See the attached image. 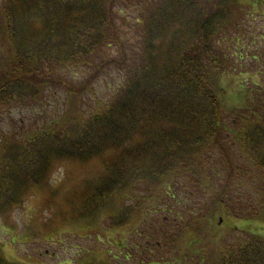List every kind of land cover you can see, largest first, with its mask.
Returning a JSON list of instances; mask_svg holds the SVG:
<instances>
[{"label":"trees","instance_id":"trees-1","mask_svg":"<svg viewBox=\"0 0 264 264\" xmlns=\"http://www.w3.org/2000/svg\"><path fill=\"white\" fill-rule=\"evenodd\" d=\"M0 4V37L11 44L10 57L0 48V134L3 113L43 101L49 88L83 95L95 77L90 70L98 75L116 72L121 78L107 106L84 121L79 132L69 127L70 134L60 133L64 130L49 126L22 140L0 136V217L19 206L31 185L48 180L52 160L108 155L111 163L103 178L89 185L90 201L85 203L91 206L78 217L92 212L93 205L101 211L108 199L124 207L134 188L144 195L167 182L168 190L174 183L176 194L196 198V205L175 214L173 223L166 218L143 223L145 238L151 240L138 245L143 264L178 262L175 257L180 264H264V236L233 226L226 232L212 228L216 213L264 222V35L260 41L248 31L241 40L239 36L242 25L260 12L254 9L256 2ZM238 61L241 72L250 71L260 80L240 87L241 108L226 104L220 84L223 75L235 72ZM74 68L85 72L78 81L68 77ZM172 169L174 178H164ZM179 176L185 184L176 182ZM129 185L130 194H124ZM131 209L106 211L110 227L132 225L125 217ZM63 222L70 223V218ZM189 231L195 233L194 242L181 254L178 245ZM110 256L116 258L114 252ZM108 257L99 261L112 264ZM124 258L122 264H128L130 254ZM77 262L97 264L91 258ZM0 264L19 262L0 253Z\"/></svg>","mask_w":264,"mask_h":264},{"label":"rangeland","instance_id":"rangeland-1","mask_svg":"<svg viewBox=\"0 0 264 264\" xmlns=\"http://www.w3.org/2000/svg\"><path fill=\"white\" fill-rule=\"evenodd\" d=\"M252 1L256 2L254 9L260 12L256 14L254 20L242 25L240 40L246 31L250 33V37H255L259 41L260 36L264 35V18L259 15L264 14V0ZM1 9L2 4H0ZM244 41L249 43L248 38ZM262 43L264 44L263 41ZM10 46L6 37H0V48L8 57L11 56ZM248 61L252 63L250 58ZM244 68L249 69V63H246ZM242 69L238 61L235 72L225 74L220 79V84L226 91V104L237 108H241L244 104V91L240 87L259 84L260 81L254 73L241 72ZM90 72L95 74V77L90 82L89 90L83 95L78 92L68 94L61 88H49L43 101L16 105L5 110L0 136L10 135L22 140L33 132L49 129V126L63 129L64 131L60 133L70 134L69 127L78 129L79 132L84 121L107 106L121 82L116 72L105 75H98L94 70ZM84 75L85 72L77 68L68 72V77L76 81ZM110 163L108 155L83 161L75 158L52 160L48 180L37 184L40 186L31 185L28 188V195H23L22 201L19 200L21 202L19 206L14 205L13 209H8L4 219L0 217V253L9 260L18 261L19 264H76L77 261H85L88 258L93 259L94 263L104 264L99 260L107 261L108 256L109 263L122 264L125 253H129L128 264H132L133 260L137 262L136 264H143L144 256L140 253L138 245L139 243L143 246L148 245L151 241L145 238L147 228L143 223L147 220L148 224L152 219L161 222L164 218L173 219L171 220L173 223L176 221L173 218L175 214L196 205V198L192 195L176 194L178 190L177 185L173 186L174 183L170 184L168 190L167 182L152 187L151 191L145 192L144 195H141L143 190L134 188V196L132 198L127 196L124 207L130 205L133 209L128 211L125 217L129 218L132 225L110 227L105 215L106 211L114 209L115 212L116 209L124 208L116 206V200L110 199L103 203L107 205H103L101 211L97 212L93 205L92 212L81 213L82 217H78L81 211L91 206L90 203H85L90 201L89 185L103 178L106 165ZM175 173L176 169H172L168 175H164V178L173 177ZM176 182L185 184L184 177L179 176ZM38 187L41 189L39 190ZM131 189L129 185L124 194H130ZM141 215H144V219L141 222H138L139 219L135 221ZM64 218L67 220L70 218V223H64ZM215 219L217 222L213 225V230L221 229L226 232L229 226H233L236 229H246L253 234L264 236V222L236 219L218 213L215 214ZM194 234H190L189 231L182 238L178 245L181 254L194 242ZM119 241L125 242L127 246L118 245ZM86 252L92 253L94 257ZM110 252H114L116 258H112ZM67 259L68 261H64ZM174 259L178 262L171 261L170 264H180L182 261L180 258Z\"/></svg>","mask_w":264,"mask_h":264}]
</instances>
